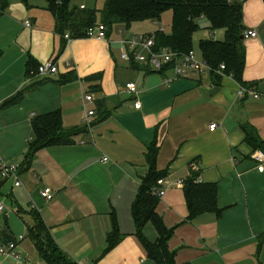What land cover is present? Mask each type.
<instances>
[{"label":"crops","instance_id":"1","mask_svg":"<svg viewBox=\"0 0 264 264\" xmlns=\"http://www.w3.org/2000/svg\"><path fill=\"white\" fill-rule=\"evenodd\" d=\"M86 1L74 3L86 6ZM47 7V0L0 3V105L22 92L17 104L0 109V158L20 167L22 185L4 181L0 200L24 224L22 257L46 264L26 235L34 203V211L74 264H154L135 235L131 207L148 173V149L156 142V168L166 171L158 185L165 193L156 210L173 229L168 248L175 261L264 264V172L253 158L255 152L264 155V2L243 0L241 82L220 72L218 77L193 73L167 84L163 80L171 72L121 58L120 40L138 34L134 26L144 22L112 31L106 39L67 40L56 32ZM249 30L256 36L245 37ZM211 34L217 40L224 36L223 30ZM30 60L34 65L53 60L57 72L28 77ZM67 76L72 78L62 82ZM129 82L136 93L126 90ZM89 110L93 114L86 122ZM55 111L64 129L80 132L70 144L40 148L23 165L33 138L31 120ZM211 123H216L214 129ZM244 125L256 130L262 141L258 148L246 142ZM192 171L199 173V182L215 185L218 213L188 219L183 183ZM43 187L54 191L50 202L40 196ZM113 220L122 239L104 253ZM4 232L15 238L8 226L0 234ZM143 236L156 241L152 223L145 224ZM0 264L16 263L0 259Z\"/></svg>","mask_w":264,"mask_h":264},{"label":"trees","instance_id":"2","mask_svg":"<svg viewBox=\"0 0 264 264\" xmlns=\"http://www.w3.org/2000/svg\"><path fill=\"white\" fill-rule=\"evenodd\" d=\"M27 4V0H21ZM79 0H47L48 10L55 19V30L69 38L86 37L89 27L102 24L105 27L106 38L114 26L129 29L134 23L157 22L165 11H172L171 31L154 33V50L169 48L186 53L192 50V38L200 26L199 20L205 18L210 31L223 30V39H202L198 43L201 57L211 67L213 77H218L219 65L223 64V73L229 74L241 82L242 70L245 63V53L241 45L245 26L243 24V0H104L103 7L98 10L74 2ZM96 2L97 0H88ZM264 2V0H262ZM6 5V3L4 4ZM99 13V19L97 18ZM39 65V64H38ZM38 65L31 60L27 64V75L36 72ZM166 69L160 73H164ZM37 77V76H36ZM72 77L67 76L64 81ZM22 98V92L5 100L0 109L17 104ZM105 117V114L101 116ZM32 140L28 145L23 165L28 166L33 155L40 148L55 144H70L80 129H64L61 115L58 111L34 117L31 120ZM245 140L253 148H258L262 141L256 130L250 125H244ZM158 146L153 142L148 149L146 161L148 173L142 179L135 200L131 207V215L135 224V235L146 251L148 258L154 264H178L175 253L168 248V241L173 229L167 228L156 207L159 198L153 193L158 179L166 175V171H158L156 157ZM20 173V167L19 171ZM198 172H190L183 183V194L188 209V219L192 220L204 213H218L216 206V187L213 184L198 181ZM4 181H0V197ZM33 222L26 225L27 238L33 244L38 256L46 264H74L73 261L59 248L54 241L50 229L44 223L40 214L34 210L30 213ZM152 223L157 233L155 242H149L143 236L146 223ZM4 240L12 239L7 233L0 234ZM122 239L118 225L113 220L112 230L107 236V248L104 253L112 250ZM260 247V246H259Z\"/></svg>","mask_w":264,"mask_h":264},{"label":"built area","instance_id":"3","mask_svg":"<svg viewBox=\"0 0 264 264\" xmlns=\"http://www.w3.org/2000/svg\"><path fill=\"white\" fill-rule=\"evenodd\" d=\"M81 8L84 6L81 5ZM26 26H29V22H26ZM157 31H162L159 28ZM121 34L122 31L119 30ZM85 35L87 38L95 39H106L105 27L102 24H97L93 27H89ZM256 36L255 31H246L245 37ZM64 38L69 40L68 35H64ZM123 46L121 52V58L128 62H136L144 65H148L157 72L164 71L171 72V75L164 78V83H170L171 81L178 78H189L193 73H211V67L204 61L202 57H198L194 50H190L186 53L171 50L169 48H161L158 51L154 50L155 41L153 34H133L130 38H123L120 40ZM224 65L220 64L217 70L218 73L222 72ZM57 67L53 60H47L38 65L36 72H31L32 75L37 77H46L56 74ZM126 90L129 93H136L137 88L133 82L126 83ZM243 89L240 90L239 94L243 93ZM86 100H91L92 96L89 94L85 97ZM135 107L139 108V101H135ZM93 111L89 110L87 112L85 121L87 122V116L92 115ZM216 123H211L209 128L214 129ZM253 158L258 162L257 170L259 172H264V155L261 152H255ZM107 158L104 157L103 161ZM19 167L15 164H8L2 158H0V181H6L9 179L13 180L14 187H20L22 182L19 179ZM164 179H158L157 185L153 188V193L157 197H162L165 193L164 189H160L158 185H161ZM181 185V182L178 183ZM40 196L45 202H50L54 198V191L49 187H43L40 191ZM30 208L32 210L36 209L34 203H31ZM0 214L7 215L8 211L5 207L3 200H0ZM25 236L19 235L15 238L4 240L0 237V259H8L14 261L16 264H31L28 258H23L20 250V244L24 241Z\"/></svg>","mask_w":264,"mask_h":264},{"label":"rangeland","instance_id":"4","mask_svg":"<svg viewBox=\"0 0 264 264\" xmlns=\"http://www.w3.org/2000/svg\"><path fill=\"white\" fill-rule=\"evenodd\" d=\"M4 0H0V3ZM7 2L10 0H6ZM104 0H97L96 2L93 1H86V6L89 8L95 7L96 9L100 10L103 7ZM97 18L99 19V13H97ZM171 23H172V11L168 10L165 11L160 20L157 22H144L142 24L134 26L133 29L134 32L141 34L142 32H150L157 30V28H162V31L164 33H169L171 31ZM200 29L194 33L192 38V48L195 51L196 55H200V51L198 48V43L202 39L206 38H214V35L210 36V31L207 28V22L205 18H202L199 21ZM118 29H122L119 26H114L113 32L116 33ZM216 37L218 35H215ZM6 226H8L12 233L15 235V237L19 235L25 234V227L24 224L21 222V220L17 217V215L13 212H10L7 215L0 214V231L4 229Z\"/></svg>","mask_w":264,"mask_h":264}]
</instances>
